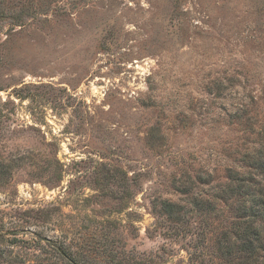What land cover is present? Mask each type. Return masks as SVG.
<instances>
[{
	"label": "rangeland",
	"instance_id": "obj_1",
	"mask_svg": "<svg viewBox=\"0 0 264 264\" xmlns=\"http://www.w3.org/2000/svg\"><path fill=\"white\" fill-rule=\"evenodd\" d=\"M259 194L264 0H0V264H264Z\"/></svg>",
	"mask_w": 264,
	"mask_h": 264
},
{
	"label": "trees",
	"instance_id": "obj_2",
	"mask_svg": "<svg viewBox=\"0 0 264 264\" xmlns=\"http://www.w3.org/2000/svg\"><path fill=\"white\" fill-rule=\"evenodd\" d=\"M255 199L252 200L253 201V206L254 207H261V211H256V210H252L250 215H253L251 216L252 220L247 222L245 224V226H242V230H240L239 234H240V240L247 246L246 249H251L252 248V244L255 242V241H258L261 237V233H260V229L258 228V226L255 225V222L253 221V218H256L257 216H260V215H264V194H259L258 196L256 195L255 197H253ZM250 218V219H251ZM12 234V233H10ZM49 244V243H48ZM57 253L59 254V257L64 261L66 262L67 264H77V261H75L74 258L68 256L67 254H65L61 248H58L57 250ZM55 251V252H56ZM53 261H57L56 260V257L53 256ZM52 262V260H51ZM56 262V263H57Z\"/></svg>",
	"mask_w": 264,
	"mask_h": 264
}]
</instances>
